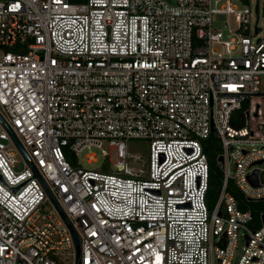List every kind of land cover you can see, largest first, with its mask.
I'll return each instance as SVG.
<instances>
[{
    "label": "built area",
    "instance_id": "1",
    "mask_svg": "<svg viewBox=\"0 0 264 264\" xmlns=\"http://www.w3.org/2000/svg\"><path fill=\"white\" fill-rule=\"evenodd\" d=\"M257 1L258 14L236 0H0V115L76 230L80 264H264V211L227 190L232 180L248 201L264 197ZM210 136L233 167L213 209ZM131 139L149 142L146 158ZM12 142L1 130L0 174L17 186L33 171ZM92 148L108 166H80ZM70 256V229L38 178L16 193L0 181V264Z\"/></svg>",
    "mask_w": 264,
    "mask_h": 264
},
{
    "label": "rangeland",
    "instance_id": "2",
    "mask_svg": "<svg viewBox=\"0 0 264 264\" xmlns=\"http://www.w3.org/2000/svg\"><path fill=\"white\" fill-rule=\"evenodd\" d=\"M236 3L238 4L239 8H242L245 5H248L251 8V10H254L256 0H236ZM259 3H260V16H259L258 25L263 26V32L262 33H264V0H259ZM223 19H224V16H222V15H219V17L216 16L214 26H219L220 29H223ZM255 21H256V14H254V16H252L251 22L249 24V33L251 35H252V30H253ZM230 23H231V26L233 28L236 27V24L233 21V17H231ZM4 115L7 116L6 114H4ZM1 130H6V129L0 123V131ZM148 144H149V142L147 140H144V139H131L128 141L129 149L133 153H138V154L143 155L144 158L147 157L146 155L148 152ZM237 145H240V144L235 143L234 147ZM11 147L14 150V152L19 153L18 152L19 150H18V148L14 142H12ZM90 153H93L96 156L95 162H88L87 161L86 156ZM110 158H111V162L113 163L115 161L114 151L111 152ZM77 160H78L81 167H84L87 169H97L101 165L108 166V159L106 157H104L100 153V151L95 149V148H92L90 150H84L81 154L78 155ZM227 163H229V165H227ZM218 164L222 170V173H223V170H229L231 173L233 172L232 162H227V158H225L224 167H223L222 163L218 162ZM22 167H23V165H21L19 168H22ZM262 168H264V164L262 165ZM263 180H264V176H263ZM51 207H52L51 204L49 202H46L43 206V210H48ZM261 210H264V209H260L259 212H261ZM242 246H243V240L240 237L239 241H238L236 254H235V260L238 258L239 254L241 253ZM68 264H72V256L69 257ZM211 264H217L216 260L211 261Z\"/></svg>",
    "mask_w": 264,
    "mask_h": 264
},
{
    "label": "trees",
    "instance_id": "3",
    "mask_svg": "<svg viewBox=\"0 0 264 264\" xmlns=\"http://www.w3.org/2000/svg\"><path fill=\"white\" fill-rule=\"evenodd\" d=\"M204 151L207 154L210 166L206 199L209 209H213L223 182V173L217 161L218 156L222 154V150L215 136H210L205 141ZM227 190L239 201L241 208L252 209L255 217H258L260 209H264V201H248L232 180H229Z\"/></svg>",
    "mask_w": 264,
    "mask_h": 264
},
{
    "label": "water",
    "instance_id": "4",
    "mask_svg": "<svg viewBox=\"0 0 264 264\" xmlns=\"http://www.w3.org/2000/svg\"><path fill=\"white\" fill-rule=\"evenodd\" d=\"M255 11L258 14L259 9H258V1L256 2V6H255ZM0 123L4 126V128L8 131V133L10 134L12 140L14 141V143L16 144L17 148L19 149V151L21 152V154L24 156L25 160L27 161V163L29 164L30 168L33 171V175L31 177H29L28 179H26L25 181L21 182L20 184H18L17 186H9L4 178L2 177V175L0 174V181L6 185L12 192L16 193L24 184L26 181H28L29 179L36 177L38 178L39 182L41 183V185L43 186V188L45 189L46 193L48 194V196L50 197L51 201L53 202V204L55 205V207L57 208L58 212L60 213V215L62 216L63 220L65 221V223L67 224V226L70 229L72 238H73V242H74V246H75V251H76V264H80V249H81V241L80 238L76 232V230L74 229V227L72 226V224L70 223V221L68 220L67 216L65 215V213L63 212V210L61 209L60 205L58 204V202L56 201V199L54 198L53 194L51 193V191L49 190L48 186L46 185V183L44 182V180L42 179L41 175L39 174V172L37 171V169L35 168L34 164L32 163V161L30 160L28 154L26 153V151L24 150L23 146L21 145L20 141L18 140V138L16 137V135L14 134L13 130L10 128V126L7 124V122L4 120V118L0 115ZM215 131L213 130V133ZM217 161L220 163H223V157L222 156H218ZM258 164H261V161L258 162ZM249 181L251 182L252 185L254 186H258L259 185V170L256 169L254 170V172L252 174L249 175L248 177ZM249 201H264V197L260 198L258 200L255 199H249ZM262 219L264 220V215L262 216Z\"/></svg>",
    "mask_w": 264,
    "mask_h": 264
}]
</instances>
